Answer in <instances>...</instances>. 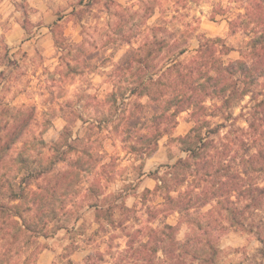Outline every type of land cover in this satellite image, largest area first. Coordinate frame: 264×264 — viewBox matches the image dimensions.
I'll use <instances>...</instances> for the list:
<instances>
[{
	"label": "trees",
	"instance_id": "16d2710c",
	"mask_svg": "<svg viewBox=\"0 0 264 264\" xmlns=\"http://www.w3.org/2000/svg\"><path fill=\"white\" fill-rule=\"evenodd\" d=\"M108 1L110 8L114 3ZM189 1L197 0H181L184 4ZM89 2L91 7L98 0ZM158 4V0H147L143 2V12L131 14L129 34H123L120 18L115 34L122 35V43L132 45L133 38L140 35L139 28L155 15ZM245 4L244 14L225 17L231 34L243 31L248 39L238 49L240 58L235 60L227 56L236 49L226 45L222 38H202L198 47L190 51L184 34L178 30L172 33L167 28H149L141 46L131 47L113 69L114 90L110 95L114 100L110 110L99 112L88 127L95 133L105 130L111 123L110 115L115 121H124L123 126L114 129L123 135L129 153L148 159L157 152L165 136H172L182 113L187 112L193 123L188 134L178 138L186 157L165 166L162 174L160 170L153 173L157 177L156 188L143 193L153 201L163 200L158 207H148L151 219L163 218L162 226L145 228L147 241L141 242L140 248L148 252H217V235L227 229L224 221L230 227L245 228L248 214L264 211V0H246ZM56 43L60 47L59 41ZM134 97L145 98L146 103H132ZM239 107L241 113L234 116ZM9 112H0V214H6L21 234L33 232L31 225L36 226L39 235L42 232L54 235L61 229L69 231L67 223L72 220L68 217L77 214L73 230L87 212L93 213L103 227L110 226L118 212L124 221L135 211L123 202L116 204L115 195L107 192L108 185L103 182H112L109 165H101L98 172L95 164L98 161L90 150L91 138L77 137L72 143L80 144V149L75 148L68 142L73 133L69 126L61 136L68 150H62L63 144L56 143L50 163L28 170L21 178L18 168L13 176L18 187L11 185V180L4 178L3 168L9 153L23 141L36 120V108L15 110L13 121L3 123ZM216 118L217 123L213 122ZM239 119L246 121L247 128L237 125ZM23 153L12 158V162L17 160L19 165L27 161ZM72 153L75 158L68 156ZM59 163H66L67 169L51 176ZM250 168V172L257 174L253 184L247 181ZM76 175L85 179L82 205H71L70 199L68 207L64 201L71 193L66 192V187ZM37 181L41 183L37 190H32L31 183ZM5 188L7 192L3 193ZM56 198L58 206L42 205L44 200L51 202ZM16 201L19 203L11 204ZM28 202L31 206L24 207ZM206 207L210 208L203 211ZM35 212L38 214L34 215ZM174 214L179 215L177 224H167L164 220ZM43 215L51 218L49 224L37 221ZM54 220V230L49 232ZM184 224L190 232L185 240H178ZM262 231L258 227L257 233ZM133 245L130 240L128 249ZM214 262L213 257L208 261ZM172 264H184V260Z\"/></svg>",
	"mask_w": 264,
	"mask_h": 264
},
{
	"label": "rangeland",
	"instance_id": "374dc122",
	"mask_svg": "<svg viewBox=\"0 0 264 264\" xmlns=\"http://www.w3.org/2000/svg\"><path fill=\"white\" fill-rule=\"evenodd\" d=\"M89 1L0 0V112L10 110L2 122H12L15 110L36 108V120L23 141L9 153L3 168L4 178H9L11 185L18 187L13 180L18 168L21 178L28 170L46 166L54 158L56 143H62L61 149L67 151L68 146L61 136L69 126L73 132L69 143L77 137L91 138L90 150L98 161L95 163L98 172L101 165H109L112 182H103L108 185L107 192L115 195L116 204L123 202L135 211L124 221L118 212L114 223L105 226L106 229L93 213L87 212L72 230L77 214L70 215L68 219L72 221L67 224L71 230L61 229L48 236L44 232L39 235L34 225L30 227L33 232L21 234L6 214H0V264H172L179 259H183L184 264H210L208 261L212 257L213 264H264V211L248 214L245 228L230 227L227 220L224 221L227 229L217 235V252L154 254L140 248V243L147 241L145 228L163 225L162 216L151 219L148 213V207H158L163 200L153 201L151 196L145 197L143 193L155 190L157 177L153 173L160 170L162 174L165 166L186 157L178 138L186 136L193 127L187 112L179 116L172 136H165L159 142L157 152L148 159L129 153L123 135L114 129L117 125L123 126L124 121H115L112 115L105 130L98 133L88 130L99 112L110 110L113 104L114 97L110 94L114 90L112 72L115 65L131 47L141 46L149 28H167L172 33L178 30L184 34L190 51L198 47L202 38H222L226 45L236 49L227 58H240L238 49L248 39L243 31L231 34L225 17L244 14L246 0H197L185 4L181 0H158L155 15L139 28L140 35L133 38L132 45L122 43L121 34L116 36V24L122 18V32L129 34V17L133 12H143V2L147 0H111L114 5L110 8L107 7L108 0H98L91 7ZM131 101L146 103L145 98L134 97ZM240 113V107L234 110V116ZM218 121V118L213 120ZM237 125L247 128L244 119H239ZM72 145L80 149V144ZM22 151L28 159L16 165L17 160L12 162V158L16 159ZM73 154L68 156L75 158ZM66 169V163H59L51 176ZM249 178L248 183L253 184L257 174L250 172ZM84 180L76 175L66 187V192L71 193L64 201L68 207L82 205ZM39 183L41 181L32 182L30 188L37 190ZM4 192H7L6 188ZM4 198L7 200V196ZM43 204L50 208V204L58 206L59 201L48 199ZM29 206L30 202L24 204V207ZM178 217L174 214L164 221L176 225ZM50 219L43 215L37 221L49 224ZM55 221L50 223L49 232L54 230ZM258 227L263 231L257 233ZM189 232L190 228L182 225L178 240H185ZM130 240L134 247L129 250Z\"/></svg>",
	"mask_w": 264,
	"mask_h": 264
}]
</instances>
